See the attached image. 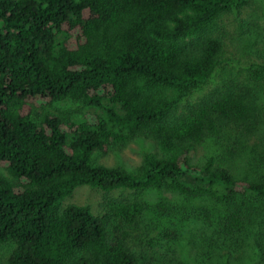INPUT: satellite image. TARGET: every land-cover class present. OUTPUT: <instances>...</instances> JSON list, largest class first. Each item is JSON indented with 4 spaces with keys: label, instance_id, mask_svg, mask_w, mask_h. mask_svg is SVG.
Listing matches in <instances>:
<instances>
[{
    "label": "trees",
    "instance_id": "trees-1",
    "mask_svg": "<svg viewBox=\"0 0 264 264\" xmlns=\"http://www.w3.org/2000/svg\"><path fill=\"white\" fill-rule=\"evenodd\" d=\"M246 3L0 0L8 264H151L133 242L149 211L172 243L159 264H264V34L258 60L223 65L221 21ZM220 67L217 84L188 99ZM64 100L98 111L44 110ZM139 138L156 152L134 172L92 160ZM207 141L218 153L195 163ZM80 186L105 194L102 216L61 206ZM123 190L134 195L109 196ZM146 190L173 202L149 205Z\"/></svg>",
    "mask_w": 264,
    "mask_h": 264
},
{
    "label": "rangeland",
    "instance_id": "rangeland-1",
    "mask_svg": "<svg viewBox=\"0 0 264 264\" xmlns=\"http://www.w3.org/2000/svg\"><path fill=\"white\" fill-rule=\"evenodd\" d=\"M222 35H223V51H224V66L234 67L236 69L245 68L251 61L258 60L260 56V41L264 34V0H247V3L239 10L225 16L222 21ZM222 68H218L208 79L207 83L199 87L188 98L190 100L196 98L206 90L214 87L219 79ZM71 100H64L54 102L50 106L44 108L46 112L51 114H61L67 110H72L79 107V110L86 112H97V108L84 107ZM218 148L212 141H207L200 146L194 154L192 160L195 163H202L206 157L218 153ZM146 152H156V148L149 141L142 138L136 139L130 143L126 148L119 152H111L107 154H100L94 152L92 160L98 164L105 166H121L127 171L134 172L139 166L142 154ZM5 168H0V177H7ZM133 191H112L109 196L112 198L131 197ZM134 195V194H133ZM149 205L157 202H173V195L169 192L146 190L139 194ZM105 194L98 190L92 189L88 186H80L76 188L71 196L65 198L61 202V206L79 205L88 206L95 216H102L104 213ZM136 236L133 240L134 250L138 257L148 260L151 264H159L157 261L158 254L162 253L167 256V251L172 247L170 240L164 237L163 223L159 219V215L149 211L147 217L140 224V228L135 232ZM184 244L185 242L182 241ZM176 252L180 256L181 246L175 243ZM182 245V244H181ZM185 245V244H184ZM170 247V248H169ZM11 250L10 245H0V264H8L7 258ZM170 256V254H169ZM150 257V258H148ZM191 257V256H190ZM152 258V259H151ZM167 259V257H165ZM144 264V260L142 261ZM188 264H197L189 261Z\"/></svg>",
    "mask_w": 264,
    "mask_h": 264
}]
</instances>
